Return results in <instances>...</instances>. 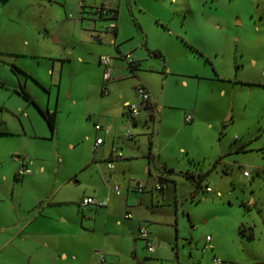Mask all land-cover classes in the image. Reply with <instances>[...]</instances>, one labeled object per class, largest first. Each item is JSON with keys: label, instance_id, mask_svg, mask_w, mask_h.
<instances>
[{"label": "crops", "instance_id": "0c3cea01", "mask_svg": "<svg viewBox=\"0 0 264 264\" xmlns=\"http://www.w3.org/2000/svg\"><path fill=\"white\" fill-rule=\"evenodd\" d=\"M62 1L65 2L67 26L59 29L54 40L62 46L75 45V48L65 54L53 51L52 67L46 71L25 69L28 72L26 81L24 84L20 81L19 86L25 88L36 105L18 93L21 88L8 89L0 81V264H101V256L105 257L106 264H208L191 262L186 254H181L183 239L179 238L176 215L166 220L158 216L157 211L147 212L145 208L155 200L158 203L159 196H164L176 185L175 175L163 174L164 170L174 169L168 166L169 159L163 158L157 137L164 131H172L175 118L180 116L182 121L183 118L182 114L174 116L165 112V109H172V105L163 102L164 91L172 86L187 91L192 97L182 109L183 116L184 120L187 114L193 119L191 123L184 121L185 124L196 128L207 122V127L214 129L216 120H206L199 108L200 103L204 105L210 101L202 90L208 87L205 83H213L215 79L226 81V77L216 67H213L215 77L194 70H175L160 49L150 45L140 23L137 31L130 30L128 36L125 23L118 19L117 29L107 31L108 24L100 25L99 22L104 21L94 16L101 4L97 0H85L83 6L80 0ZM114 3L117 1L111 0L112 9L117 11L119 6H124L122 1L118 7ZM76 46L79 47L77 51ZM127 53H132L139 64L138 71L129 68L124 58ZM152 53L163 58L161 83H157L155 77L140 79L142 67ZM101 55L114 59V80L108 84L103 79ZM56 60L75 61L85 73L90 71L91 65L100 68L95 77L81 83V87H63L66 71L62 65L59 73L55 72ZM67 73L69 79L74 78L72 81L80 76L79 69L76 73L68 69ZM91 73L94 75L92 70ZM30 79L34 82L31 85ZM138 85L148 89L151 103L138 120L130 122L125 104L138 102L135 92ZM47 88L48 98L45 99L41 91ZM91 91L98 97L92 111L86 109ZM219 93L224 98L225 87ZM38 108L56 115L62 113L61 117L56 116L54 130L48 126L49 131L44 125ZM81 112L93 125V139L84 155L80 146L84 138L79 123ZM128 123L135 129L133 133L130 129L133 138L125 134ZM97 126L102 129L97 130ZM98 139H103V143L97 145ZM242 149L246 151L244 146ZM116 151L122 152L124 158L114 160ZM24 158H28L26 166L31 172L19 177L18 170L23 167ZM110 160L114 161L113 169L108 167ZM219 160L222 162L221 158ZM160 178L165 182L163 192L156 190ZM136 182L144 183L143 193L132 189ZM117 184L122 186L119 196L114 193ZM141 194L144 196L140 197ZM87 197L107 200L108 205L80 208L79 201ZM127 213L132 217L127 219ZM143 224L147 225L155 245V251H148V255L161 262H140L137 241L142 240L139 229ZM171 226L175 227L174 234L169 230ZM249 235L253 237L252 232ZM161 238L167 239L166 242L175 239V248L160 243ZM212 242L213 237L209 243L206 241L203 255L209 246L215 249Z\"/></svg>", "mask_w": 264, "mask_h": 264}, {"label": "rangeland", "instance_id": "374dc122", "mask_svg": "<svg viewBox=\"0 0 264 264\" xmlns=\"http://www.w3.org/2000/svg\"><path fill=\"white\" fill-rule=\"evenodd\" d=\"M115 1L116 7L119 1L124 4L119 6L118 20L125 23V34L128 36L130 30L136 32L140 23L150 45L157 46L175 70H194L215 77L216 67L227 79L205 83L208 87L202 90L210 101L200 103L199 108L206 120H216L214 129L208 128L207 122L196 128L185 124L182 109L192 97L187 91L175 86L164 91L163 102L172 105L165 112L182 114L183 118H175L172 131L157 137L163 158L169 159L168 166L174 169L176 185L145 210L157 211L166 220L178 217L177 230L183 239L180 251L191 262L215 264L214 257L223 263L264 262V0ZM64 5L62 0H0V81L8 89H20L19 83H25L28 70L46 71L52 67L53 51L65 54L74 50L75 45L62 46L54 40L59 29L67 26ZM84 24L88 26L89 22L85 20ZM99 24L106 26L108 22ZM74 62L56 60L55 72L59 73L62 65L66 71L63 87H81L100 68L91 65L85 73ZM162 65L160 54L148 55L140 79L155 77L161 83ZM68 69L75 73L79 69V78L69 79ZM33 83L30 79L29 84ZM222 87L227 93L224 98L219 93ZM48 90L41 91L45 99ZM88 94L86 109L92 111L98 97L93 91ZM81 115L84 138L80 146L84 155L93 139V125L87 115ZM56 116L61 117L62 113ZM228 117L233 118L227 121ZM42 121L50 131L43 118ZM219 158L222 162H218ZM245 171L249 177L244 175ZM188 172L209 173L202 184L219 191L221 196L200 192L194 198L196 181L185 177ZM242 228L249 231L242 235ZM169 230L175 233V227ZM248 232H252V239ZM207 236L210 240L213 237L211 245L215 249L209 246L203 255ZM159 241L175 248V239ZM137 245L140 262H161L152 260L144 241H137Z\"/></svg>", "mask_w": 264, "mask_h": 264}, {"label": "built area", "instance_id": "2783aa9c", "mask_svg": "<svg viewBox=\"0 0 264 264\" xmlns=\"http://www.w3.org/2000/svg\"><path fill=\"white\" fill-rule=\"evenodd\" d=\"M85 0H80V6L84 5ZM118 11L116 9H112L111 6V0H102L101 4L96 8V17L97 20L99 21H105L108 22V26L107 31H115L117 29V19H118ZM110 18V19H108ZM98 38V37H97ZM125 61L127 62L129 68H133L135 65H137L138 63L134 60V57L132 55V53H127L125 55ZM100 63L104 68V73H103V79L105 84H108L110 82H112L114 80L113 77V72H114V59L111 56L108 55H101L100 57ZM263 74H264V70H263ZM135 92L136 95L138 97V102H134V103H126L125 104V110L130 118V122H135L136 120H138L141 116V113L143 110H147V108L150 106L151 103V95L150 92L148 91V89L143 86V85H138L135 88ZM106 93L107 90H106ZM192 116L191 115H187L185 117V122L186 123H191L192 122ZM132 125L131 123H128L126 128V136L128 138H133V134L131 133L130 129H131ZM97 130H101L102 128L100 126L96 127ZM106 133L109 132V129L105 130ZM103 143V139H98L97 140V145H100ZM124 158V154L122 152H118L116 151L114 153V160L117 159H122ZM28 162V158H24L23 160V167L20 168L18 170V176L19 177H23L25 175L30 174V170L27 168L26 164ZM108 167L109 169H113L114 168V161H108ZM244 175L246 177L249 176L248 172H244ZM145 185L144 183L141 182H136L133 185V190L139 192V193H143L145 190ZM163 189L162 184L158 183L156 186V190L157 191H161ZM121 191H122V186L121 185H115L114 186V193L119 196L121 195ZM202 194H213L215 193L216 196L220 197L221 193L218 191H214L211 187L206 186L203 191L201 192ZM79 207L80 208H85L88 206H96V207H106L108 205V201L107 200H103L100 201L96 198H92V197H87V198H83L79 201ZM127 219L131 218L132 215L130 213H127L125 216ZM139 233H140V238L145 241V246L147 248V250L149 252H154L155 251V245L152 242L150 233L147 229V225L143 224L140 226L139 229ZM210 242V238H207V243ZM207 246L203 248V252H205ZM214 263L215 264H223V262H221L220 260L214 259ZM101 264H106V259L104 256H101Z\"/></svg>", "mask_w": 264, "mask_h": 264}, {"label": "trees", "instance_id": "16d2710c", "mask_svg": "<svg viewBox=\"0 0 264 264\" xmlns=\"http://www.w3.org/2000/svg\"><path fill=\"white\" fill-rule=\"evenodd\" d=\"M94 16H97L96 13L94 14ZM110 19V18H108ZM138 68H139V64L135 65L133 68H132V71H138ZM19 94L22 95V97L26 100V101H29L30 103L36 105V103L32 100V98L30 97V95L26 92L25 88H21L20 92H18ZM39 109V108H38ZM40 111V114L43 116V118L45 119L46 123L48 124V126L50 127L51 130H54L55 128V122H56V113L55 112H45L41 109H39ZM216 165V164H215ZM164 175H168V176H172V175H175V172L173 170H164ZM209 173H200L198 176H195L193 173H186L185 174V177L188 178V179H193L194 181H196V192L195 194L197 193H200L203 191V189L206 187V185L204 186L202 183L206 182V179L208 177ZM197 177V179H196ZM160 184H162L163 186V189L159 192H163V190L165 189L164 186H165V182L163 180V178L161 179L160 178V181H159ZM245 206V204H242ZM240 234L242 235H245L246 234V230L244 228H242L240 230ZM250 239H252V235H249ZM203 250V249H202ZM204 252L202 251V254ZM223 264H230V263H223Z\"/></svg>", "mask_w": 264, "mask_h": 264}]
</instances>
